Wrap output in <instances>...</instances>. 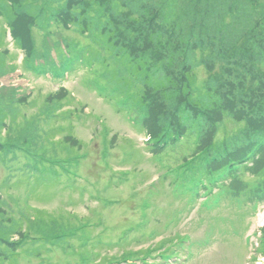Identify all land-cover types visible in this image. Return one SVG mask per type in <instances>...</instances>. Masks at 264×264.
Here are the masks:
<instances>
[{
	"label": "rangeland",
	"instance_id": "1",
	"mask_svg": "<svg viewBox=\"0 0 264 264\" xmlns=\"http://www.w3.org/2000/svg\"><path fill=\"white\" fill-rule=\"evenodd\" d=\"M69 3L0 0V264H245L264 217V148L212 209L224 185L190 159L200 142L258 149L259 134L209 135L177 108L187 64L236 85L261 65L264 83V0H179L176 29L135 33L164 48L158 78L179 76L166 92L86 3Z\"/></svg>",
	"mask_w": 264,
	"mask_h": 264
},
{
	"label": "trees",
	"instance_id": "2",
	"mask_svg": "<svg viewBox=\"0 0 264 264\" xmlns=\"http://www.w3.org/2000/svg\"><path fill=\"white\" fill-rule=\"evenodd\" d=\"M178 1L152 0V5L148 8V0H70L69 6L70 9L75 10L86 3L91 8L89 12L97 13L96 15L93 13V18L90 17L93 19L91 21L98 22L100 25L105 24L102 31L109 30L112 36L116 37L115 42L127 48V51L133 54L131 59H133L134 68L147 75L144 81L151 82H146L149 85L156 84L158 89L166 92L177 85L179 76L167 72L163 73L162 78H158L162 75L160 73L164 66L162 59L164 48L161 47L160 50L156 51L148 50L146 45L139 41V38L134 40L133 36H136L134 34L139 31H144L147 26L153 25L166 31L176 29V24L181 18V16L176 14L183 12L178 10ZM186 5L187 0H184L181 8L187 10ZM231 8L232 6L229 5V8L224 10H231ZM85 28L84 31L91 30L89 26ZM123 29L129 30V35L125 39L122 37L124 35ZM132 30L134 31L132 32ZM159 35L162 37L164 33L159 32ZM202 65L203 63L201 62L198 67ZM260 66H258L259 72L256 80L255 78L251 80L247 78L246 81H242L239 85L226 82L218 74L213 77V73L208 72H206L208 78H200L195 66H190V64L182 67L181 74H183L184 81L182 82L181 90L187 95V103L185 101V105L182 102L178 104L177 112L180 118L187 117L189 121L197 123L209 122L206 128L209 135L214 134L215 136L222 131L226 132V137L230 136L231 132L238 135L248 134V131L255 135L259 134L258 141L261 144L258 149L252 147L246 152L238 149L234 150V147L232 148L227 141L220 143L218 147H214L215 145L213 144L202 145L200 138L198 141L200 145L196 152H200L202 156L203 152L206 151L210 154L215 153L216 156L222 155V159L214 163L216 172L224 169L227 161L236 160L242 163L244 159H248L252 155V152L251 158L253 159L254 155H256L255 153L259 149L264 148V83L262 82L263 75L261 74ZM149 76H152V78H149ZM154 76L155 78H153ZM172 93L170 92V94ZM139 97L144 100L148 97V93L144 90ZM231 122H236V127L232 130L229 129L228 125ZM251 158H249V161L252 160ZM243 165L245 166L246 163ZM107 257L108 261L105 264H113L112 260L117 259L114 254L111 259L109 256ZM0 259L5 261L7 256ZM9 259L14 261L12 254H9ZM125 261H128V259Z\"/></svg>",
	"mask_w": 264,
	"mask_h": 264
}]
</instances>
